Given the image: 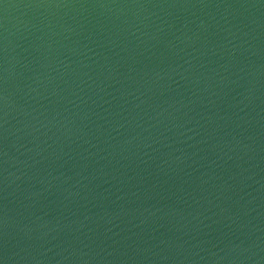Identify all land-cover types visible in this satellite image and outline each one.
Returning <instances> with one entry per match:
<instances>
[{
  "label": "water",
  "instance_id": "obj_1",
  "mask_svg": "<svg viewBox=\"0 0 264 264\" xmlns=\"http://www.w3.org/2000/svg\"><path fill=\"white\" fill-rule=\"evenodd\" d=\"M0 264H264V0H0Z\"/></svg>",
  "mask_w": 264,
  "mask_h": 264
}]
</instances>
